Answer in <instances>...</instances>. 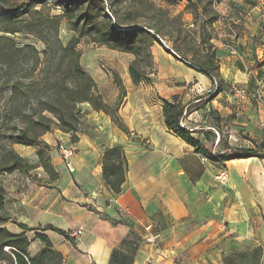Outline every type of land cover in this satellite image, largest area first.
Returning a JSON list of instances; mask_svg holds the SVG:
<instances>
[{
  "label": "rangeland",
  "instance_id": "obj_1",
  "mask_svg": "<svg viewBox=\"0 0 264 264\" xmlns=\"http://www.w3.org/2000/svg\"><path fill=\"white\" fill-rule=\"evenodd\" d=\"M217 1V10L221 15L219 22L223 21L224 26H229L227 35L221 37L215 28L217 35L215 43L219 42L217 56L221 61V74L228 81V84L222 94L215 96V87L212 83V87L208 90V94L212 93L214 98L211 101L212 97H206V90H201L197 86L198 81L194 78L192 69L177 61L173 56L165 55L164 49L162 56H159V61L154 60V67L149 71L148 80L139 86H134L128 74V67L133 60L131 55L89 44L86 40H82L78 49L81 51L83 67L96 81L98 91L105 102L118 110L130 132L126 135L117 128L110 117L102 112L94 111L89 104L80 105L79 109L84 118L79 133L84 134L90 141H96L97 149L93 153L89 149H85L87 151L84 153L81 148L76 147V155L73 159L74 172L67 168L59 151L60 145L73 144L71 137L68 142L65 139L59 141L54 136L48 135L50 163L59 174L57 181L53 182L52 176L48 175L43 168H38L30 173L15 172L0 175V181L6 189V207L11 209L12 213L10 214L19 223L23 217L29 218L26 223L30 224V202L40 207L36 210L38 212L36 214L38 220L41 221L42 213L45 211L44 203L48 200H55V196L57 197V193H52V189L65 193L62 200L65 201L69 209H76L83 214L90 212L94 205L85 201L74 202L76 193L80 192L85 199L91 194L90 192L85 194V190L88 189L90 191L95 190L105 196L106 191L100 165L101 155L109 145H121L129 158L130 171L128 177L131 174L136 179L133 180L136 185L133 184L136 187L134 189L136 192L139 190L144 193H155L157 197L153 198L151 202L154 200L157 202L156 199L159 198L158 202L163 203L167 196L176 197L184 202L185 207L190 208V210L197 206L196 195H199L200 204L203 200L208 202L212 208V213L214 207H219V218L222 220L225 233L228 234L227 237H240L238 235L240 231L237 232V228L240 227L235 225L230 209L236 205L240 206V202L246 200H252L257 211L262 207L264 202V161L232 160L221 165L214 164L210 160L206 162L201 159L189 161L180 148V140L167 133L161 101L170 94L169 89L176 88L189 93L190 99L184 104L188 112L194 111L198 105H202V103H195L200 98H205L204 101H209L211 105H214L212 104L214 100L219 105L221 102L226 105L232 103L239 115L237 121L242 120L243 123L244 121L246 123L248 117L251 116L250 113H246L248 112L246 108H250L246 105L247 101L264 109V68L263 76L255 83L254 89L248 88L250 77L258 74L255 61H259L257 58L259 49H245L246 47L239 42V40L244 39L248 29L252 31L259 29L256 37L251 39L257 47L264 45L262 36L264 31V0ZM185 5L186 1L176 5L174 9L177 12L181 11L180 7L184 8ZM0 8L6 10L21 8L23 11L22 15L14 21H8L4 16L0 17V37L9 38L16 47L23 48L33 44L40 50L61 49L57 41L60 40L62 44L66 45L73 36L65 20H49L61 13L51 3L43 7L36 6L33 8L38 12L35 15L30 13V0H0ZM248 16L252 21L249 22L247 29L245 19ZM231 17H234V21L230 20ZM184 18L186 21H191L190 16ZM33 26L35 29H30ZM4 29H9L11 33H3ZM2 43L4 42H0V48ZM13 65L9 70L5 63L0 64V154L5 146L10 147L30 163L37 164L36 149L34 152L32 151L34 148L30 150V148L18 147V145H9V137L17 135L19 131L25 128L24 120L22 117L19 118L16 112L17 107L13 108L10 102V87L13 82L18 80L22 81L24 85L30 83V54L17 59ZM114 71L119 74L124 90L114 83L112 78ZM242 81L247 83L243 84ZM193 86L196 87L195 93L190 92ZM22 89L21 97H30V90L24 87ZM197 90L202 96L196 92ZM237 90L246 91L245 99L235 96ZM26 114L29 113L26 112ZM212 119L216 132H211L213 137L209 143H206V146L216 154L224 150L226 143L236 148L252 147L253 144L250 140L260 142L262 133H264V128L261 127V121L264 122V119L255 121L257 126H251L250 130L242 123L228 126L219 124V120H216L213 115ZM254 128L257 130L254 131ZM50 133L54 134L55 130ZM220 139L223 140L221 143L219 142ZM178 153L180 154L179 160L176 159ZM160 157L161 160H159ZM146 160L150 164L148 167L143 165ZM77 162L83 164L81 173L77 172ZM222 171L227 174V180L223 183L216 179ZM202 175L208 177L205 190H201L199 184L190 180L194 176L199 178ZM174 176L178 179L176 182L170 180ZM100 180L102 182L99 184ZM148 184L152 185L147 188ZM14 197L17 198V203H15ZM260 215L253 211L252 218L249 220L255 229V234L259 231L257 216ZM192 223L194 222L190 221V228H192L190 226V224L193 225ZM8 228L11 231H20L13 224H9Z\"/></svg>",
  "mask_w": 264,
  "mask_h": 264
},
{
  "label": "trees",
  "instance_id": "obj_2",
  "mask_svg": "<svg viewBox=\"0 0 264 264\" xmlns=\"http://www.w3.org/2000/svg\"><path fill=\"white\" fill-rule=\"evenodd\" d=\"M184 1L185 7L179 12L175 11V6ZM48 3L61 12L49 20H65L73 34L66 45L57 41L61 49L40 50L33 44L21 48L16 47L9 38L0 37V42H4L0 48V64L5 63L9 70L14 66V61L30 54V83L24 85L18 80L10 87V102L13 108L17 107L16 112L24 120L25 128L9 137V145L35 148L38 158V163L32 164L13 148L5 146L0 154V175L30 173L43 168L52 176L53 182L57 181L59 174L50 163V146L42 138L58 130L71 135L73 144L78 143L84 118L80 105L89 104L94 111L106 114L118 129L129 134L118 110L105 102L97 83L83 67L81 51L78 49L82 40L131 55L133 60L128 67V74L134 86L148 80L149 71L154 67L152 48L159 44L177 61L206 76L215 87V96L225 91L228 83L221 74V61L215 45V25L221 19L217 0H30V13L38 14L33 8ZM21 8H0V17L14 21L22 15ZM187 15L191 21L185 20ZM30 29H35V26ZM2 32L11 33L9 29ZM262 36L264 38V31ZM255 64L258 74L250 77L248 83V88L253 89L263 76L264 61H255ZM112 78L124 90L117 72L112 73ZM23 87L30 90V97H21ZM206 97H212V93H207ZM162 111L168 132L214 164L251 158L264 161V138L260 142L250 140L253 146L248 148H236L226 143L224 150L216 154L203 141L194 137L198 132L182 127L188 110L178 98L171 101L162 99ZM222 141L220 139L219 142ZM100 165L105 186L120 195L130 171L124 147L116 145L105 148ZM9 224L16 225L20 232H12L8 228ZM47 231L71 240L68 233L51 225L31 228L19 223L6 208V189L0 181V264H62V254L55 251L50 239L42 234ZM30 232H36L32 241L27 237ZM35 240L44 244V248L31 256L29 248Z\"/></svg>",
  "mask_w": 264,
  "mask_h": 264
},
{
  "label": "crops",
  "instance_id": "obj_3",
  "mask_svg": "<svg viewBox=\"0 0 264 264\" xmlns=\"http://www.w3.org/2000/svg\"><path fill=\"white\" fill-rule=\"evenodd\" d=\"M182 9L180 7V10ZM230 20L234 21V17H231ZM251 21L252 19L249 16L245 19L247 29ZM222 22L215 25L220 37L227 35L229 32V26H224ZM258 31L259 29L256 31L248 29L244 39L239 40V42L246 47L245 49H259L257 58L259 61H263L264 45L257 47L252 40L256 37ZM215 45L218 48L219 42H216ZM163 49L159 44L152 48L155 61L159 59V56H162ZM165 55L172 56L167 52ZM192 71L194 78L198 81L197 86L201 90H206L205 93L207 94L212 87V82L206 76L194 70ZM242 82H244L243 84L247 83L246 81ZM169 90L170 94L165 98L166 100L171 101L174 98H178L184 105L190 99L188 92L185 93L176 88ZM195 90L196 87L193 86L190 92L195 93ZM196 92L200 91L197 90ZM198 94L202 96L201 93ZM213 99L212 97L210 101ZM204 100L206 99L200 98L195 101L196 104L202 103V105H198L196 110L188 112L186 117L184 116L182 126L186 130L198 132L194 134V137L203 141L205 146L213 137L211 132H216L212 115L215 116L216 120H219V124L232 126L233 124L239 125L242 123L249 130L251 126H257L255 121L264 119V109L254 106L250 101L246 102V105L250 106V108H246V111H248L246 113H250L251 116L248 117L249 119L246 120V123L245 121L243 123L242 120L237 121L239 115L236 113L237 109L232 103L226 105L221 102L219 105L214 100L212 102L214 105H211L209 101ZM211 110H213V113ZM256 130L254 128V131ZM167 133L176 138L168 130ZM48 135L54 136L59 141L65 139L68 142L71 137L69 134L55 130L54 134L47 133L43 136V140L48 144H50ZM206 135L208 141L206 140ZM262 135L260 141L264 138V133ZM78 137L79 142L74 145L77 148H81V151L86 152L87 150L85 149H89L93 153L97 149L96 141H90L84 134L80 133ZM179 142L181 150L185 153L183 155L187 156L189 161L201 159L202 156L196 154L192 147L181 140ZM112 146L114 145H109V147ZM18 147L28 148L20 145ZM32 151L35 152V148ZM179 156L180 154L178 153L177 160H179ZM159 160H161V157ZM247 160L255 161L259 159L251 158L244 161ZM143 165L148 167L150 165L149 161L146 160ZM82 169L83 164L77 162V172L81 173ZM131 176L130 174L125 184L126 189L124 187L120 195L114 194L105 184V196L95 190L86 189L85 194L89 192L91 194L84 199V196L77 192L76 197L74 196V202L81 203L85 201L94 205V208L90 212H86V214L76 209H69L65 201L62 200L65 197V193L52 189V193H57V197L55 196V200H48L44 203L45 211L42 213L41 221L38 220L39 218L36 214L38 213L36 210L40 209V207L30 202V224L26 223L29 218L23 217L20 223L31 228H44L51 225L68 233L71 240L52 231L42 232L52 242L53 249L62 254V264H264V202L258 211L255 209L252 200L241 201L240 206L232 207L230 213L234 218L235 225L240 227L237 228V232L240 231L238 232L240 237L228 238V234L225 233L221 223L222 220L219 218V207H214L212 213V208L208 202L203 200L200 204L201 198L199 195H196L197 206L193 210L186 208L184 202H181L176 197L171 198V196H167L168 198L166 197L163 203L158 202L159 198L156 199L157 202L155 200L151 202L153 198L157 197L156 194L151 192L144 193L139 190L137 193L134 190L136 185L133 182L136 179ZM170 180L176 182L178 179L174 176ZM190 180L199 184L201 190H205V183H207L208 177L207 175H202L199 178L194 176ZM101 182L100 180L99 184ZM151 185L148 184L146 187L148 188ZM14 200L17 203L16 197H14ZM7 210L12 213L11 209ZM253 211L256 214H261L257 216L259 231L256 234L252 223L249 222ZM190 221L194 222L192 223L193 225L190 224L192 228L189 227ZM79 230H82V234L76 235ZM12 232L19 233L20 231ZM35 234L36 232L27 233V237L32 241ZM150 236L156 237L154 243L150 244L147 242L146 239ZM43 248L44 244L35 240L31 242L29 253L34 256Z\"/></svg>",
  "mask_w": 264,
  "mask_h": 264
},
{
  "label": "built area",
  "instance_id": "obj_4",
  "mask_svg": "<svg viewBox=\"0 0 264 264\" xmlns=\"http://www.w3.org/2000/svg\"><path fill=\"white\" fill-rule=\"evenodd\" d=\"M216 85V84H215ZM236 97H239L241 99H245L246 97V91L245 90H237L235 93ZM183 127V126H182ZM261 127L264 128V122L261 123ZM60 154L64 162L66 163L67 168L71 171L74 172L75 168L73 165V159L76 155V147L74 144L70 145H60ZM203 162H206L208 159L205 157H201ZM217 180L221 181L222 183L227 180V174L225 172H221L220 175L217 176ZM82 234V230L77 231L76 235ZM148 243H154L156 240L155 236H150L147 239Z\"/></svg>",
  "mask_w": 264,
  "mask_h": 264
}]
</instances>
